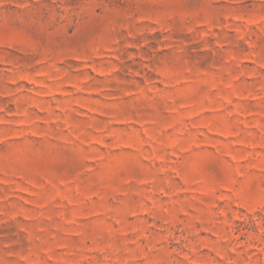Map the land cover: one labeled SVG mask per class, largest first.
Segmentation results:
<instances>
[{
	"label": "rangeland",
	"instance_id": "rangeland-1",
	"mask_svg": "<svg viewBox=\"0 0 264 264\" xmlns=\"http://www.w3.org/2000/svg\"><path fill=\"white\" fill-rule=\"evenodd\" d=\"M0 264H264V0H0Z\"/></svg>",
	"mask_w": 264,
	"mask_h": 264
}]
</instances>
